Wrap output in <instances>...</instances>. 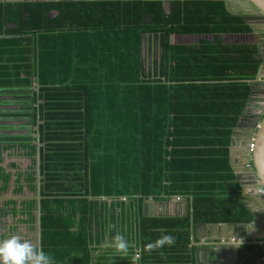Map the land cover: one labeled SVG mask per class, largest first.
<instances>
[{"label":"trees","instance_id":"16d2710c","mask_svg":"<svg viewBox=\"0 0 264 264\" xmlns=\"http://www.w3.org/2000/svg\"><path fill=\"white\" fill-rule=\"evenodd\" d=\"M249 31L219 0H170L167 9L163 0L0 3V98L24 103L14 114L28 119L32 110L33 125L39 113L41 247L56 264H129L113 250L97 252L110 222L130 229L133 251L176 237L139 264H264V243L241 244L232 263H200L195 254L198 225L253 217L229 147L260 57L254 44L222 38ZM173 34L212 39L173 44ZM31 76L38 90L28 87ZM31 139L0 134V162L15 149L30 162L13 174L18 193L24 185L36 194ZM11 177L0 167V193ZM150 197L181 199L186 215L173 203L168 215L143 216ZM35 211L36 200L23 201L31 229Z\"/></svg>","mask_w":264,"mask_h":264},{"label":"water","instance_id":"95a60500","mask_svg":"<svg viewBox=\"0 0 264 264\" xmlns=\"http://www.w3.org/2000/svg\"><path fill=\"white\" fill-rule=\"evenodd\" d=\"M32 1H68V0H0V3L6 2H32ZM79 1V0H78ZM170 0H163L164 6L167 9V3ZM239 1H246L247 5L252 8V11L247 14V12L242 13V19L245 21L252 31L256 29H260V32L264 33V3H257L255 0H239ZM244 5V4H243ZM243 7V6H242ZM231 12L230 10H228ZM258 22V23H257ZM174 35V34H173ZM172 36V35H171ZM199 36V35H198ZM199 39V38H198ZM171 42V40H170ZM173 43V42H171ZM175 44V43H173ZM257 53L260 57V65L257 71V76L253 79L250 83V93L248 96V100L246 105L243 109V113L240 115V118L232 131L231 139H230V147H229V162L231 168L235 174L236 180L240 184L242 195L244 199H242L245 206L250 210L253 217L252 220L248 223H207V227H214L216 232L220 233V230L223 227H227L228 231H230L234 238L242 237L243 243H264V234L260 233L256 236H240V231L242 227H246L248 229L253 228L256 229V224H263L264 222V191L257 192L258 190L261 191V188H264V41L260 44L257 43ZM34 78L31 77V80ZM36 89L38 90V84ZM257 91H261L260 101L263 102V109L262 111L256 112L253 116L249 115L251 111V100H253L252 96L257 94ZM262 104V103H261ZM2 112H15V111H1ZM30 116L29 119L31 120L30 125L26 128L33 129V114L32 110L29 111ZM37 121L34 126L35 136H36V196L32 197L36 200V243L41 247V205H40V182H41V174H40V133H39V120L37 112ZM3 118V117H2ZM14 119V117H12ZM22 117H19V119ZM5 119V118H3ZM2 127L0 126V129ZM246 129L245 133H241L242 129ZM31 135V134H30ZM242 138V140H241ZM252 145V146H251ZM242 149H239V148ZM239 149V150H238ZM238 156L239 158H237ZM247 190V192H246ZM260 198V199H258ZM101 201H106L108 198L102 197ZM126 203H129L128 199H122ZM110 201V199H109ZM179 203L180 210L182 215H186V202L183 200H170L168 202L165 201H155L151 197L147 200L143 201L142 203V214L143 216H152L153 215V208L156 205H164ZM260 204L259 208L253 209L252 206H256ZM262 204V205H261ZM235 227V232L233 233L232 228ZM257 230V229H256ZM216 237V236H215ZM209 238H213L209 236ZM219 238V236H217ZM226 238L223 241L219 242H200V247L196 250V261L200 263H208V262H216V263H232L235 262L237 259V247L233 246L229 243ZM242 243V244H243ZM208 244H211L215 247H206ZM227 250V257L221 258L216 257L215 259L208 260L209 252L216 251L219 252L220 250ZM206 252L205 260H201V252Z\"/></svg>","mask_w":264,"mask_h":264},{"label":"crops","instance_id":"0c3cea01","mask_svg":"<svg viewBox=\"0 0 264 264\" xmlns=\"http://www.w3.org/2000/svg\"><path fill=\"white\" fill-rule=\"evenodd\" d=\"M214 1H216V0H214ZM219 1H222L224 3L225 7L231 11L230 12L231 14L239 15L241 18H242V13L247 12V14H249V12L252 11V8L249 7V5H247V2L244 0H243L244 2L239 1V0H219ZM255 1L257 3H259V1L262 4L264 3V0H255ZM249 15H251V14H249ZM260 31H261L260 29H256L255 31H252V29L250 28V31L245 32V33L223 34L222 38H224L225 36L228 37L226 43H251V44H254L256 46V49H257V43L261 44L264 41V33L260 32ZM223 41H224V39H223ZM260 93H261V91H257V94L252 96L253 100H251L252 104L250 106V108H251V111L249 113L250 116L251 115L253 116L254 113L262 111V109H263V102L259 100L261 97ZM245 132H246L245 128L241 130L242 134ZM241 140H242V138H241ZM239 149H242V148L240 147ZM1 155L4 158L0 162V167L5 168L6 172H11L12 177H11L10 184H9L7 190L3 193H0V238H6L10 234H17V235H20L24 239H30L31 240V236H30L29 232L31 230L36 232L35 223H34V229L33 228L31 229V226L29 225V223L21 221V220H24L25 217L21 216L19 211H20L21 206L23 205V201L24 200H26V201L30 200V198L32 196L29 194L30 192H28V190L26 189V187L24 185H22V189H21L20 193L15 192L17 190L18 186L15 185V183H14V175H13L14 173H17V172H20V173L24 172L27 169V166L29 165L30 162L24 156V152L22 150H19V149L18 150H16V149L15 150H4ZM236 157L239 158L238 156H236ZM26 161H27V165H26V168H24ZM12 162L16 163V168L10 169V168H8V165ZM263 165H264V160H263ZM20 182L22 183V179H20L19 183ZM246 192H247V190H246ZM242 199H244L243 195H242ZM258 199H260V198H258ZM9 202H12L13 206L15 207L13 212L10 211L12 206L11 207L9 206ZM255 207L259 208L260 204H258L256 206H252L253 209H255ZM14 211H16V212H14ZM35 216H36V214H35ZM263 224H264V222H263ZM256 229H253V228L248 229L246 227H242L241 231H240V236H245V237H247V235L256 236L259 234V232L264 234V226L262 224H256ZM232 230H233L232 232L234 233L235 227H233ZM207 231H208L207 235H210L213 237L212 242L213 241H215V242L223 241V239L226 238V240L228 241L227 243H229L232 240H234V237H235V235H233L230 231H228L227 227H223L220 230V233L216 232V229L214 227L207 228ZM217 236H219V238H217ZM199 238H200V241L198 242V244L200 242H202L203 239H209L208 236L207 237L202 236ZM236 238H238V237H236ZM238 239L242 240V237H240ZM212 247H215V246L212 245ZM227 253H228V251L224 250V249L220 250L219 252L212 251V253H211L212 259H215L216 257L225 258V257H227L226 256Z\"/></svg>","mask_w":264,"mask_h":264},{"label":"clouds","instance_id":"9594fccd","mask_svg":"<svg viewBox=\"0 0 264 264\" xmlns=\"http://www.w3.org/2000/svg\"><path fill=\"white\" fill-rule=\"evenodd\" d=\"M261 191H264V188H261ZM175 241V236L164 234L144 245L142 249L133 251L125 235L117 232L111 237L109 247L113 250V256L129 258V264H139L143 252L152 253L165 246H172ZM242 243V240L234 238L231 244L239 247ZM161 255L163 256V253ZM0 264H56V261L51 253L45 252L37 243L17 234H10L6 238H0Z\"/></svg>","mask_w":264,"mask_h":264},{"label":"flooded vegetation","instance_id":"af4514ba","mask_svg":"<svg viewBox=\"0 0 264 264\" xmlns=\"http://www.w3.org/2000/svg\"><path fill=\"white\" fill-rule=\"evenodd\" d=\"M30 56H32V52L30 53ZM28 87L30 89H35L37 87V82L34 79L33 80H30V83L28 84ZM0 99H1L0 100V109L1 108H4L1 111H15V112H7V115L0 116V126L2 127L0 129V134L13 135V134H10V132L18 131V129L20 130V129L26 128V127H28L30 125V122H31L30 119H26L25 120L24 117L14 114L16 112L24 111V110H19V109L15 108V106L20 107V106L24 105V103H20L21 101H13V100H10V99L7 100V98H0ZM8 113H12V114L9 115ZM2 117L5 118V119H3ZM12 117H14V119ZM19 117H22V118L19 119ZM27 120H29V125L27 124ZM25 121H26V124L25 125H19V122H25ZM3 122H9V123L10 122H17V123L16 124H8L7 125L6 123H3ZM27 129H28L27 130V133H14V134H29V135L31 134L30 136H31V138H33L35 140L34 142L36 144V136H35V132L36 131L34 130V128L33 129L27 128ZM33 139H31V140H33ZM8 140L11 141V139H8ZM39 144L41 146L43 143L42 142H39ZM28 166H27V168H28ZM35 176H36V174H35ZM31 196L34 197V196H36V194L31 195ZM32 197L30 199H34L35 200V198H32ZM112 200H113L112 198L110 199V201L108 199L109 204L111 203ZM168 209L169 208H168L167 204H164V205H156L153 208V215L152 216H154V215L155 216L168 215L170 213V210H168ZM116 211H113L112 212L110 210V212H109V221L111 220L110 219L111 216L113 217V220L116 219V218H118L117 216H118L119 210L117 209ZM178 211H179V214L182 213L181 210H180V206H179ZM35 214H36V211H35ZM207 228H209V227H207L205 225H198L196 227V229H195V235L197 236V238L202 237V236H205V237L208 236L209 237L210 235H207V233H208ZM117 232L123 233L125 235V237L127 238L129 244L131 245V248L134 249L133 247L135 246V242L130 241V238L133 237V234L130 231V229L129 228L127 229V226H125V227L121 226V227H119V228L116 229L115 226H114V222H110L109 226H106L105 230L102 231V237H101V241L99 243V249L97 251L99 253V255L102 254L103 252L109 253V251L112 250V249H109V245L111 243V237L114 236ZM198 242H197V244H198ZM202 242H212V238L203 239ZM206 247L212 248V245L211 244H208V246H206ZM211 253L212 252H209V257H212V254ZM205 255H206V252L205 251L204 252L202 251L201 252V257H200L201 260H203V261L205 260ZM107 260H109V257L108 258H102V264H110ZM126 264H128V263H126Z\"/></svg>","mask_w":264,"mask_h":264},{"label":"rangeland","instance_id":"374dc122","mask_svg":"<svg viewBox=\"0 0 264 264\" xmlns=\"http://www.w3.org/2000/svg\"><path fill=\"white\" fill-rule=\"evenodd\" d=\"M227 11H228V9H227ZM198 38L212 39V35H199V36L198 35H172L170 37V40L173 43L193 44V43H196ZM223 39H224V42H227L228 37L225 36ZM15 108L18 109V106H15ZM3 109L4 108H1L0 110H3ZM4 123H6L8 125V124H16L17 122H10V123L9 122H4ZM25 124H26V121L25 122H19V125H25ZM27 130H28L27 128H22L20 130L18 129V131L10 132V134L27 133ZM26 165H27V161L25 163V167L24 168H26ZM29 194L30 195H34L33 193H29ZM168 210H170V208ZM29 233H30L32 242L36 243V232L31 230Z\"/></svg>","mask_w":264,"mask_h":264},{"label":"built area","instance_id":"2783aa9c","mask_svg":"<svg viewBox=\"0 0 264 264\" xmlns=\"http://www.w3.org/2000/svg\"><path fill=\"white\" fill-rule=\"evenodd\" d=\"M252 146V145H251ZM258 192H261V191H258Z\"/></svg>","mask_w":264,"mask_h":264},{"label":"bare ground","instance_id":"6f19581e","mask_svg":"<svg viewBox=\"0 0 264 264\" xmlns=\"http://www.w3.org/2000/svg\"><path fill=\"white\" fill-rule=\"evenodd\" d=\"M263 193V191H261Z\"/></svg>","mask_w":264,"mask_h":264}]
</instances>
